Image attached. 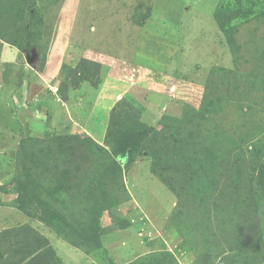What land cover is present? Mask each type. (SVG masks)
<instances>
[{
  "label": "rangeland",
  "instance_id": "obj_1",
  "mask_svg": "<svg viewBox=\"0 0 264 264\" xmlns=\"http://www.w3.org/2000/svg\"><path fill=\"white\" fill-rule=\"evenodd\" d=\"M219 9L240 19L230 33ZM112 111L123 128L139 125V137L103 181V245L85 240L77 250L30 198L21 144L38 149L42 131L85 134L112 152ZM166 136L176 139L167 149ZM110 156L91 154L78 178L44 189L59 182L45 201L91 234ZM30 160L43 183L46 166ZM263 160L264 0H0V232L36 218L59 264H264Z\"/></svg>",
  "mask_w": 264,
  "mask_h": 264
},
{
  "label": "trees",
  "instance_id": "obj_2",
  "mask_svg": "<svg viewBox=\"0 0 264 264\" xmlns=\"http://www.w3.org/2000/svg\"><path fill=\"white\" fill-rule=\"evenodd\" d=\"M13 5L15 8L14 3H12L11 8L13 7ZM220 10L221 9H219L217 12L218 13L217 21L222 27H224L225 30H227L228 33H230L234 28H237L238 25L237 23L238 21H240V19L235 17V14L234 15L231 14V12L225 15L224 12ZM3 40L6 41L8 39L4 38ZM17 44L14 45L13 47H16ZM25 51L27 52V56L29 57H31V55L33 54V50L29 46L26 47ZM31 61H33V59ZM35 62L36 60L32 62V65L36 67ZM82 63L83 64L81 66V72H82L81 74L83 78L86 79V81H91V78H87L90 77V75L85 70L86 64L84 63H86V60H83ZM89 66L94 68L93 72L98 73L100 71L99 64L97 65L95 63V65L90 64ZM76 69L77 68L73 69L74 73L76 72ZM26 74L27 77L28 76L31 77V75H33L34 77V74H32L31 72L30 73L26 72ZM81 74H79L78 76H81ZM36 83H40V82L37 81ZM72 84H74L75 87L80 86V83L78 82H73ZM69 95H70L69 93L62 94V99H64V101L69 100ZM53 107L55 109L54 103H53ZM170 119L176 120L174 118H170ZM174 122H178V121H174ZM122 123L123 120H121L118 113L116 111H112L110 117V125L106 131V139H107L106 142L107 144L111 145L112 152H110L105 145L98 143L95 139L92 138V136L85 134L84 135L55 134V136L54 135L50 136L51 133L46 134L44 132L43 134L42 131V134H40L38 137H35V141H34L40 144L38 149H31V151L25 152L24 142L21 144V148H23L22 151H24L23 153L24 157L22 159L23 162L22 177L24 179L26 178L25 179L27 185L26 188H28L29 190L28 192L30 193L29 195L31 196L29 197L34 199L41 209L42 206H44L45 211L50 215V217H53V219H55V224L57 225L62 224L64 232L57 233L53 231V233L58 235L63 241L67 242L69 245H71L76 249H79L78 246L82 245L85 242V240L95 241L97 246L103 245V239L101 238L103 234H105L106 228L102 226V215L104 211L108 210L109 208L108 202L110 201V195H111L109 193L110 192L109 187L105 183H103V181L111 170L121 167L124 161L130 159L129 155L131 150L133 149V144L136 142V137L137 136L139 137L137 133L139 125H133L127 128H123ZM160 133L161 132H159L156 129L155 131H153L151 135L160 134ZM164 138L163 139L165 143H163V145L165 146L166 149L172 146L173 142L176 141V139H173L174 140L173 141L168 136ZM213 142L215 141L213 140ZM155 145H153L154 148L156 147ZM163 145L158 149L164 147ZM35 147L37 146L36 145L32 146V148ZM162 151L163 150L159 152ZM104 153H107V155L110 154L111 156H110L109 165L103 168V171L99 176L100 178L97 181L98 183H96V188L100 190L101 200H100L99 212L96 215H94L93 220L89 223V227L92 230V234H91L86 232L87 229L81 227L80 225L77 226L78 223L72 222L63 213L56 210L54 205L45 201L46 198L44 197L47 196H45L44 193L50 192L53 195L59 194V191L61 190L62 187L59 182L58 183L56 182L57 184L54 182L53 188H48V190H44V189L46 188L47 184H51L50 182L53 179H56L58 181L60 180L70 181L75 178H78L77 176L79 175L78 173L79 162L85 161V163H88V160L90 158L89 156H91V154L104 156ZM163 156H165V154H162V157ZM35 158H38V160L44 166H46V170H47L46 173L47 175L44 176L46 180L40 184H38L37 182L35 183L33 177L34 174L32 173V166L30 164L31 162L30 159H32V161L34 162ZM257 161L259 162L260 158ZM155 163H157V161ZM199 163L202 164V162ZM35 164L36 166L39 167L38 162H36ZM152 169L153 172H157L156 166ZM165 171L166 170H163L161 174H159V176L162 177L163 180L166 181L169 185H171L172 178L170 179L167 178L164 175ZM259 183H261L262 189H259L258 193L262 192L261 196L264 198V160H263V166L260 169ZM76 185L80 186L81 184L80 182H77ZM4 188L5 187H3L4 194H8L9 192H5ZM53 195L51 196V198L53 197ZM261 196L260 199L262 200ZM1 198H3V195L1 196ZM262 204H260L259 206H261ZM259 206L257 208H254L256 214L260 212ZM249 214H251V212H249ZM248 227L250 233L251 232L253 233L254 230L253 225H249ZM246 228H242L241 230H245ZM69 233H71V235ZM261 235L264 236V234H260V236ZM14 238L16 239L13 240ZM6 252L8 255H10V257H15L17 258V260H9V258L5 256ZM59 263H60L59 255L52 246L51 242L49 243L47 237L45 235H42L39 231L35 230L31 225L23 224L20 226H13L6 228L5 230H2L0 232V264H59Z\"/></svg>",
  "mask_w": 264,
  "mask_h": 264
},
{
  "label": "crops",
  "instance_id": "obj_3",
  "mask_svg": "<svg viewBox=\"0 0 264 264\" xmlns=\"http://www.w3.org/2000/svg\"><path fill=\"white\" fill-rule=\"evenodd\" d=\"M31 219H35L36 220V218H30L29 220H26L25 222H28L29 223V225H31L32 223H33V221H31ZM31 223V224H30ZM46 234V233H45ZM47 235V234H46ZM50 237V235H48V238ZM50 240H52L51 239V237L49 238ZM52 242V241H51ZM76 249V248H75ZM78 250V249H77Z\"/></svg>",
  "mask_w": 264,
  "mask_h": 264
}]
</instances>
